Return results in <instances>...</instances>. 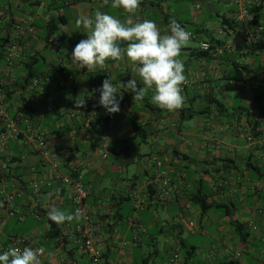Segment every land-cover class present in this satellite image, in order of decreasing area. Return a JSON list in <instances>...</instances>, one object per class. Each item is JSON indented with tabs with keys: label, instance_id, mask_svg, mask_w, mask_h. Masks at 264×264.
Masks as SVG:
<instances>
[{
	"label": "crops",
	"instance_id": "crops-1",
	"mask_svg": "<svg viewBox=\"0 0 264 264\" xmlns=\"http://www.w3.org/2000/svg\"><path fill=\"white\" fill-rule=\"evenodd\" d=\"M60 1L0 0V38L16 20L28 18L36 30L29 52L11 73H0V98L9 108L22 105L32 111L28 120L47 142L42 149L27 146L26 124L21 122L19 138L0 147V191L4 192L0 194V254L12 247L17 236H25V247L45 250L41 264H91L71 240L75 220L56 224L59 240L47 235L52 207L73 213L72 188L51 168L54 152L59 172L81 177L87 190L85 206L104 263L244 264L242 255L253 253L259 243V264L264 260V52L260 45L242 40L240 28L232 21L230 0H141L134 15L112 9V0L107 5L103 0L63 5ZM177 1L185 4L175 9ZM258 8L256 21L264 22V4ZM97 10L122 22L153 20L162 35L169 34L170 19L175 18L196 34L191 40L198 47L187 45L178 57L187 78L182 86L184 119L178 110L168 112L154 105L151 89L136 102L134 93L122 90L123 99L117 95L118 113L109 114L99 104L98 89L105 79L111 78L118 87L133 78L138 88L143 85L127 57L109 60L105 68L91 72L72 62L73 49L87 39L75 21L80 15L93 17ZM58 15L64 19L60 30L45 39L46 21ZM224 18L233 26L223 23ZM200 41L212 48L201 49ZM3 51L0 68H4ZM63 68L72 78L61 87L57 80ZM36 76L44 91L42 103L52 105L44 113L27 100L35 91L30 82ZM259 92H263L260 105ZM84 98L86 105L78 108L76 101ZM92 109L107 115L102 127L90 115ZM194 118L193 124L184 123ZM100 134L107 141L105 158ZM157 161L172 181L165 200L154 182ZM34 181L42 182L39 191L31 188ZM12 192L14 199L3 203L5 193ZM201 192L212 204L204 212L196 201ZM232 220L248 225L246 243L236 237ZM197 235L200 242L192 240Z\"/></svg>",
	"mask_w": 264,
	"mask_h": 264
},
{
	"label": "clouds",
	"instance_id": "clouds-1",
	"mask_svg": "<svg viewBox=\"0 0 264 264\" xmlns=\"http://www.w3.org/2000/svg\"><path fill=\"white\" fill-rule=\"evenodd\" d=\"M107 5L109 0H103ZM141 0H112V9H123L129 15H134ZM76 28H83L87 39L81 40L73 49L71 60L81 69L89 72L97 67L105 68L106 62L123 61L127 57L133 65V71L138 73L143 87H137V79L133 78L121 87L115 86L111 78L105 79L100 91L99 104L107 113L114 114L120 111V99H123L122 90L134 93V102L142 101L151 89V102L162 110L174 112L184 105L182 86L187 83L184 75L183 61L178 59L182 48L186 47L191 39V33L181 26L175 18L169 22V34H161L155 21L144 19L134 22L132 19L121 21L117 17L99 10L93 17L80 15L75 21ZM126 44V47H122ZM86 100L76 101L78 108L84 107ZM83 216L77 208L74 213L60 211L52 207L48 218L57 225L72 221L79 222ZM43 248L9 247L0 254V264H41L40 257L44 254Z\"/></svg>",
	"mask_w": 264,
	"mask_h": 264
},
{
	"label": "built area",
	"instance_id": "built-area-1",
	"mask_svg": "<svg viewBox=\"0 0 264 264\" xmlns=\"http://www.w3.org/2000/svg\"><path fill=\"white\" fill-rule=\"evenodd\" d=\"M260 1L261 0H230V4L234 6L233 21L241 30L242 40L245 43H256L260 45L264 52V22L256 21L255 14L251 10V7L259 4ZM10 24L11 27L9 29L8 39L3 47L4 68H0V73L3 70H6L8 74L11 73L17 63L23 59V56L29 52L31 47L30 37L34 35L36 31L32 21L28 18L16 20L10 22ZM189 32L191 33V39H194L196 34L191 31ZM199 44L200 48L203 50L210 48V44L207 41H200ZM58 72L60 77L57 80V85L63 87L67 84V81L72 78V74L65 68L60 69ZM30 86L32 90L34 89L35 91L28 96V103L32 105V107L39 108L42 113L50 110L52 107L50 102H45L44 104L42 103V95L44 91L40 84V77L36 76L33 78L30 82ZM20 106L9 108L6 105L4 98H0V121L3 126V130L0 132V147L7 144L10 140H17L19 138L22 132L19 124L24 122L26 124V136L24 143L34 149L46 148L47 142L39 130V127L35 123L28 120L29 113H17V108ZM90 115L97 119V126L99 127H102L107 122V115L105 113L102 114L98 112L96 109H92ZM99 139L101 142L100 148H102V156L105 158L108 155L105 135L100 134ZM248 139H250V137H248ZM50 156L51 168L58 174L61 182L70 185L72 188V212L74 213L75 210L79 208L83 213L81 222L73 223L72 225L71 240L81 254L87 255L90 258L91 264H106L102 261V252L98 248L97 239L94 236L95 228L85 206L87 190L84 187L81 177L61 174L59 172L60 162L57 153L52 152L50 153ZM156 165L158 169L154 182L156 183L160 199L165 200L169 197L172 184L170 183V179L167 174L161 170V161H157ZM41 185L42 182L34 181L31 183V188L35 191H39L41 189ZM2 193L4 192L0 191V194ZM14 197L15 194L13 192L7 194L5 193L2 198V202H10L14 199ZM27 242V237L17 236L14 239L12 247H18L23 250ZM234 256L235 258H238L240 253L235 252Z\"/></svg>",
	"mask_w": 264,
	"mask_h": 264
},
{
	"label": "trees",
	"instance_id": "trees-1",
	"mask_svg": "<svg viewBox=\"0 0 264 264\" xmlns=\"http://www.w3.org/2000/svg\"><path fill=\"white\" fill-rule=\"evenodd\" d=\"M65 1H67L69 3H73L74 2V0H61L60 1V5H63V3ZM262 4H263V0H261L259 4L252 6L251 10L253 12H256L257 10H259L258 6L262 5ZM60 5H59V7H60ZM232 21H229L227 18L223 19V23H225V22L226 23H230L229 25L233 26ZM63 22H64V19L62 18V15L50 16L48 18V20L46 21L45 26H44V30H43L44 33H45V36H44L45 39H50L54 34H56L60 30L61 24ZM233 23H234V21H233ZM234 25H235V23H234ZM8 35H9V31H8L7 34H5L4 36H2L0 38V40H1L0 41V50L1 51H3L4 44L7 42ZM210 48H212V46H210ZM209 49H207L206 51H208ZM198 52H202L203 53L205 51H198ZM262 93L263 92H259L256 95V101H257L258 105L261 104ZM213 99H216V98L213 97ZM216 103H219V102L216 101ZM185 111H186V109H184V108H181V109L178 110L180 117L183 118V119H184ZM17 113L27 114V113H32V111H29L27 108H25L24 106L21 105L20 107L17 108ZM190 115H192V113L188 114L187 116H190ZM2 130H3V126H2V122L0 121V132ZM136 130L138 131L139 129L136 128ZM72 176H76V175L73 174ZM171 182L172 181H170V183ZM153 186H152V188H153ZM262 188H263L262 195L264 196V185L262 186ZM196 201L199 204V206L201 208V211H203V212L206 211L208 208H210L211 205H212L210 202L207 201L206 194L202 193V192L200 194H197ZM48 222H49V230L47 232V235H48L49 239H54L56 241L59 240L60 233H59V230L57 228V225L54 222H52L49 218H48ZM231 226H232L233 230L235 231V235L238 238V240L241 241L242 243H246V241H247V239H248V237L250 235V230H249L248 225L243 223V222H241L240 220H232L231 221ZM229 263L237 264L235 261H230ZM259 264H264V260L261 259Z\"/></svg>",
	"mask_w": 264,
	"mask_h": 264
},
{
	"label": "rangeland",
	"instance_id": "rangeland-1",
	"mask_svg": "<svg viewBox=\"0 0 264 264\" xmlns=\"http://www.w3.org/2000/svg\"><path fill=\"white\" fill-rule=\"evenodd\" d=\"M184 4H185V2H183V1L173 2V7H175V9H178L180 6H182ZM188 4L189 3H187L186 5H188ZM189 8H192L191 3L189 4ZM188 45H193L195 47H198V43L193 41V40H190ZM185 106H188V105H185ZM195 118L198 119L199 115L195 116ZM195 118L194 119H189V120L185 121L184 123L185 124H193V122L196 120ZM212 219L214 220L215 218L213 217ZM214 224H215V222H214ZM210 230H211V232L214 231V226L213 225L210 227ZM213 235H215V234H213ZM200 238H201V235H197L196 239H192V240L200 242L201 241ZM204 239L207 240L205 237H204ZM259 246H260L259 243L256 244L254 246L255 249H254L253 253H251L250 255H248L246 253H244L242 255L241 259H242L244 264H256L257 263L258 257L260 255V247ZM164 262L167 263V258L164 259Z\"/></svg>",
	"mask_w": 264,
	"mask_h": 264
}]
</instances>
